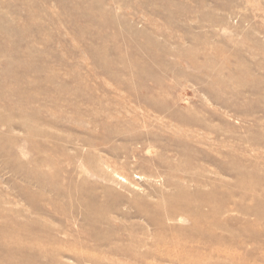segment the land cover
<instances>
[{
	"label": "rangeland",
	"instance_id": "obj_1",
	"mask_svg": "<svg viewBox=\"0 0 264 264\" xmlns=\"http://www.w3.org/2000/svg\"><path fill=\"white\" fill-rule=\"evenodd\" d=\"M0 264H264V0H0Z\"/></svg>",
	"mask_w": 264,
	"mask_h": 264
},
{
	"label": "bare ground",
	"instance_id": "obj_2",
	"mask_svg": "<svg viewBox=\"0 0 264 264\" xmlns=\"http://www.w3.org/2000/svg\"><path fill=\"white\" fill-rule=\"evenodd\" d=\"M185 204H186V203H185ZM179 205H180V204H179ZM179 205H178V206H179ZM182 205H184V204H182ZM176 206H177V205H176ZM180 207H181V206H180ZM185 207H186V206H184V209H185ZM189 208H190V207H189ZM182 209H183V208H182ZM196 209H197V208H196ZM196 209H195V210H196ZM185 212H186V211H185ZM188 212H189V211H188ZM189 214H190V212H189ZM195 215H196V214H195ZM189 217H190V216H189ZM191 218H192V216H191ZM201 219H202V218H201ZM203 220H204V219H203ZM194 222H195V221H194ZM197 223H198V222H197ZM199 223H200V222H199ZM178 243H179V242H178Z\"/></svg>",
	"mask_w": 264,
	"mask_h": 264
}]
</instances>
